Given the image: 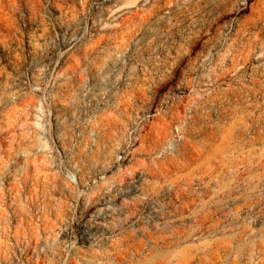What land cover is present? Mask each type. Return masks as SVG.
Instances as JSON below:
<instances>
[{
	"label": "rangeland",
	"instance_id": "1",
	"mask_svg": "<svg viewBox=\"0 0 264 264\" xmlns=\"http://www.w3.org/2000/svg\"><path fill=\"white\" fill-rule=\"evenodd\" d=\"M0 264H264V0H0Z\"/></svg>",
	"mask_w": 264,
	"mask_h": 264
}]
</instances>
